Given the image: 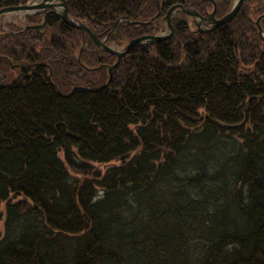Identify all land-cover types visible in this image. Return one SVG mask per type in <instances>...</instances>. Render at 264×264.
Masks as SVG:
<instances>
[{
    "label": "trees",
    "instance_id": "1",
    "mask_svg": "<svg viewBox=\"0 0 264 264\" xmlns=\"http://www.w3.org/2000/svg\"><path fill=\"white\" fill-rule=\"evenodd\" d=\"M64 1L125 47L188 0H158L149 26L130 22L157 0ZM214 1L223 17L235 0ZM263 15L244 0L206 32L175 16L111 76L117 57L58 15L0 23V264H264Z\"/></svg>",
    "mask_w": 264,
    "mask_h": 264
},
{
    "label": "water",
    "instance_id": "2",
    "mask_svg": "<svg viewBox=\"0 0 264 264\" xmlns=\"http://www.w3.org/2000/svg\"><path fill=\"white\" fill-rule=\"evenodd\" d=\"M52 1H55V0H42V3L41 4H34V5H31V6L25 5V6H19V7H14V8H6V9H3V10H0V16L6 14L8 12L19 11V10H41L42 13L45 12L44 22H43L42 25L33 26L34 28H37L38 29V28H41V27L46 26V20H47V17L49 15H58L59 17H61L63 19V21L65 22V24H67L68 26H70V27H72L74 29L81 30L83 33L89 35V37L92 39V41L96 45H98L99 47H101L104 50H106L108 53H111V54H113V55H115L117 57L116 64L114 66H112V67H109V73L110 74H111L112 70L115 69L119 65V63L121 62L123 56L127 55L131 51V49L133 47L138 46V45H140L141 43H143L145 41H149L150 43H154V42L163 41V40H165V39L168 38V36L167 37H163V38L158 37V36L138 38V39L130 42L124 50L118 51V50L113 49L112 47H109L107 45H104V42H102L99 39V37L97 35H95L91 31V29H89L88 27H86L85 24H83V23H81L79 21H76V20L71 19L69 17V15H68V8H67L66 2L64 0H58L59 3H56V4H54ZM209 2L213 4L214 9L211 12V14H209V17H208V25H213L214 26V29L220 28L221 26H224L227 23H230L237 16V14L239 13L240 8H241V6L243 4V0H238L236 2V4L234 5V7L232 8V10L230 11L229 14H227L221 20H216L215 19V14H216V10H217V5H216V3L213 0H209ZM58 6H59V8L62 9V12L61 13L60 12H57L55 10V8L58 7ZM178 9H182L185 14H187V15H189L191 17H197V18H199L200 20L203 21V17H201L197 12H194V11H191V10H188V9H185L182 6H175V7H173V8L170 9V11L168 12L167 18H166L167 19V22H168V25H169L170 29L172 30V32H173V28L171 26V17L173 15L174 11L175 10H178ZM48 10H49V12H48ZM158 15L155 17V19L158 17ZM262 19H264V15L261 16L258 19L257 25L259 27L260 36L262 37V40L264 41L263 30L260 27V21ZM119 21L114 24L113 28H115L117 26V24L119 23ZM143 25H145V24H143ZM197 26L199 27L200 25L197 24ZM199 31H200V29H199Z\"/></svg>",
    "mask_w": 264,
    "mask_h": 264
},
{
    "label": "rangeland",
    "instance_id": "3",
    "mask_svg": "<svg viewBox=\"0 0 264 264\" xmlns=\"http://www.w3.org/2000/svg\"><path fill=\"white\" fill-rule=\"evenodd\" d=\"M205 1H208V0H205ZM238 0H235L234 1V3H233V6H232V8L234 7V5L236 4V2H237ZM39 2V1H38ZM54 4H56V3H59V1L58 0H55V1H52ZM156 3H157V5H159L160 4V1H156ZM216 3V2H215ZM243 3H244V0H243ZM25 5H27V4H25ZM243 5V4H242ZM20 6H24V5H20ZM242 7V6H241ZM68 8V7H67ZM232 8H231V10H232ZM186 9H190V10H193V9H191L189 6L188 7H186ZM55 10L57 11V12H62V9L61 8H59V6L58 7H56L55 8ZM230 10V11H231ZM193 11H195V10H193ZM230 11L227 13V14H229L230 13ZM48 12H49V10H48ZM197 12V11H196ZM200 14V13H199ZM209 14H211V13H209ZM226 14V15H227ZM18 16L19 18H22L23 16L24 17H26L25 15H27V13L25 12H21V13H16V14H10V15H8V14H5L4 16H1L0 17V23H3V24H8V22H10V21H12V19H13V17L14 16ZM68 15H69V12H68ZM161 15V13L158 15V17ZM167 15H168V13H167ZM167 15L165 16V20H167L166 18H167ZM201 15V14H200ZM225 15V16H226ZM202 16V15H201ZM225 16H223V17H218L217 16V10H216V14H215V19L216 20H221L222 18H224ZM70 17V16H69ZM157 17V18H158ZM203 17V16H202ZM208 17H209V15H208ZM157 18L155 19V18H153L152 20H153V22L154 21H156L157 20ZM260 18V17H259ZM258 18V19H259ZM62 19V18H61ZM235 19V18H234ZM233 19V20H234ZM258 19H257V21H258ZM19 21H20V24H22L23 23V21L22 20H20V19H18ZM63 20V19H62ZM189 20L191 21V23L194 25L196 22L197 23H200L199 25V27H201V30L202 29H204L205 27H203V24H206L204 21H202V20H200L199 18H195V17H189ZM257 21H256V23H257ZM262 21V20H261ZM261 21H260V23H261ZM195 22V23H194ZM84 24V23H83ZM132 24H135V25H141V26H149V25H152L153 23L149 20V22H139V21H136V22H132ZM143 24H145V25H143ZM228 24V23H227ZM41 25V24H40ZM86 25V24H85ZM171 25H172V23H171ZM258 26V25H257ZM86 27H88L87 25H86ZM260 27H261V25H260ZM89 28V27H88ZM262 28V27H261ZM90 29V28H89ZM258 29H259V27H258ZM263 30V29H262ZM92 31V30H91ZM172 32V31H171ZM94 33V32H93ZM95 34V33H94ZM162 34H166V32L165 33H162ZM96 35V34H95ZM89 36V35H88ZM152 36H155V35H149V36H141V37H138V38H142V37H152ZM167 36H168V38L167 39H165V40H163V41H166V40H169L171 37H173L174 36V30H173V32L171 33V36H169V33H168V31H167ZM137 37L136 38H133L130 42H132V41H134V40H136V39H138ZM100 39V38H99ZM261 39H262V37H261ZM102 42L104 41V40H102V39H100ZM129 42V43H130ZM264 42V41H263ZM152 44H154V43H152ZM104 45H107V43L106 42H104ZM98 46V45H97ZM99 47V46H98ZM113 47V46H112ZM126 47V46H125ZM125 47H113V48H115V50H118V51H122ZM99 48H101V47H99ZM102 49V48H101ZM106 51V50H105ZM107 52V51H106ZM111 54V53H110ZM115 56V55H114ZM126 56V55H125ZM125 56H123V57H125ZM123 59V58H122ZM116 64V63H115ZM114 64V65H115ZM120 64V63H119ZM114 65H112V66H114ZM112 66H109V67H112ZM119 66V65H118ZM118 66L115 68V69H117L118 68ZM109 67H108V71H109ZM115 69H113V70H115ZM112 70V71H113ZM110 74V73H109ZM111 74H112V72H111ZM111 74H110V76H111Z\"/></svg>",
    "mask_w": 264,
    "mask_h": 264
},
{
    "label": "flooded vegetation",
    "instance_id": "4",
    "mask_svg": "<svg viewBox=\"0 0 264 264\" xmlns=\"http://www.w3.org/2000/svg\"><path fill=\"white\" fill-rule=\"evenodd\" d=\"M159 6H161V4H159ZM177 6H179V5H177ZM180 6H182V5H180ZM175 7V6H174ZM182 7H184V8H186L187 6H182ZM173 8V7H172ZM161 13V12H160ZM183 17H182V16ZM175 16H178L177 18H184V19H188V22H190V24L191 25H193L192 23H191V21L189 20V18H187L186 16V14L183 12V10L181 9H178V10H175L174 11V13H173V15H172V20H173V18L175 19ZM165 20V19H164ZM171 20V21H172ZM203 21L206 23V24H203V27H205L204 29H202L201 30V27H198L197 25H196V23L194 24V25H196V28H197V31H199V29H200V31H202V32H206V31H213L214 30V26L213 25H208V18H205V19H203ZM197 24H200V23H197ZM164 31H166V30H161V32H160V34H162V33H164ZM110 46H113V45H110ZM116 47V46H115ZM113 48V47H112Z\"/></svg>",
    "mask_w": 264,
    "mask_h": 264
}]
</instances>
